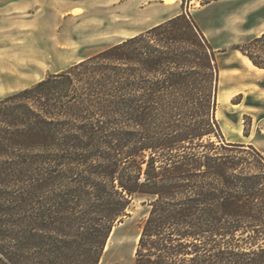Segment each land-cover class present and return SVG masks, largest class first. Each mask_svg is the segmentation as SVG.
I'll return each instance as SVG.
<instances>
[{"label": "trees", "instance_id": "obj_1", "mask_svg": "<svg viewBox=\"0 0 264 264\" xmlns=\"http://www.w3.org/2000/svg\"><path fill=\"white\" fill-rule=\"evenodd\" d=\"M181 1L0 98V264H98L135 199L133 264H264V154L225 140L215 52ZM235 48L264 68V32Z\"/></svg>", "mask_w": 264, "mask_h": 264}, {"label": "rangeland", "instance_id": "obj_2", "mask_svg": "<svg viewBox=\"0 0 264 264\" xmlns=\"http://www.w3.org/2000/svg\"><path fill=\"white\" fill-rule=\"evenodd\" d=\"M143 1L142 10L138 4ZM181 3L163 7L158 0H0V98L145 30L168 14L183 12ZM185 9L215 52L222 96L215 117L225 140H244L264 154V97L248 93L230 99L233 91L227 89L231 75L250 71L254 78L258 75L257 66L235 47L264 32V0H218L205 5L191 0ZM242 99L253 108V116L234 111L231 102ZM148 210L142 199L133 200L98 264L134 263Z\"/></svg>", "mask_w": 264, "mask_h": 264}, {"label": "crops", "instance_id": "obj_3", "mask_svg": "<svg viewBox=\"0 0 264 264\" xmlns=\"http://www.w3.org/2000/svg\"><path fill=\"white\" fill-rule=\"evenodd\" d=\"M158 1L163 7L164 6L167 7L170 4H173V3L175 4V2L177 0H170L169 2H166L165 0H158ZM138 5H139V8L142 10L145 7L144 1L140 2V4H138ZM176 14H178V13L168 14L163 19H161L160 21L148 26L147 28H149L153 25H156L162 21H165L166 19L175 16ZM141 31H143V30L136 31L135 33H133L131 35H134V34L139 33ZM261 32H263V31H261ZM131 35H129V36H131ZM256 69L257 70H255V71H258L257 72L258 75L255 76V78L252 76L251 71L249 73L245 72V74L241 75L240 77L235 76V75H231V81H230L229 85L227 86V89L229 91L230 90L233 91L230 99L236 98V96H241V95H243V97H244L248 93L256 94L262 98L264 97V84H260V82H264V68L257 67ZM256 87L258 89H256ZM231 104L236 106V108H234V111L239 110L242 113H247V114L252 115V116L254 115L253 114V108L244 105L243 99L240 102H231ZM257 116H258V114H257ZM233 141L244 142V140H233Z\"/></svg>", "mask_w": 264, "mask_h": 264}, {"label": "bare ground", "instance_id": "obj_4", "mask_svg": "<svg viewBox=\"0 0 264 264\" xmlns=\"http://www.w3.org/2000/svg\"><path fill=\"white\" fill-rule=\"evenodd\" d=\"M247 60H248V62H249L250 64H252V65L254 66V64L252 63V61H251L249 58H247ZM221 99H222V96H221V94H220V89H219V90H218V96H217L218 104H220ZM216 117H217V118L219 117V111H218V109H217V111H216Z\"/></svg>", "mask_w": 264, "mask_h": 264}]
</instances>
